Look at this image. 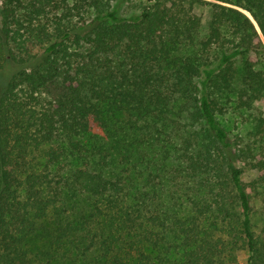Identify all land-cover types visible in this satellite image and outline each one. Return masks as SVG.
<instances>
[{"label": "trees", "instance_id": "1", "mask_svg": "<svg viewBox=\"0 0 264 264\" xmlns=\"http://www.w3.org/2000/svg\"><path fill=\"white\" fill-rule=\"evenodd\" d=\"M263 40L264 0H0V264H264L217 116L264 97ZM176 105L198 126L174 159L193 187L167 200L131 168Z\"/></svg>", "mask_w": 264, "mask_h": 264}, {"label": "rangeland", "instance_id": "2", "mask_svg": "<svg viewBox=\"0 0 264 264\" xmlns=\"http://www.w3.org/2000/svg\"><path fill=\"white\" fill-rule=\"evenodd\" d=\"M132 5L133 3L123 2L120 4L119 10L122 14L126 15L134 10ZM194 11L201 17L202 26L204 27L209 19V5L195 4ZM244 12L250 16L248 12ZM221 102L224 107L223 111L217 115L218 120L228 131L229 137L234 142L236 148L242 149L237 163L243 169V179L248 185L249 193L251 194L254 229L257 234L263 235L264 168L253 167L251 164L258 160H264V126L259 127L258 125L260 118L264 120V97L252 100L249 106H241L238 103L239 101L236 98L235 92H232L225 95ZM168 118L170 120H157V126L152 128L154 132L152 134L149 133V135L147 134L144 141L140 143L142 148H140L139 152L145 153L147 160L140 158V154L137 151V157L135 156L133 161L135 166L131 168L135 179L137 181L141 180L138 184L139 186L145 184L147 178L151 180L149 184L147 182L144 185L143 190L151 194L157 190L158 194H162L167 200L169 198V191L177 189V184H175L176 181L174 180L178 178L183 180L182 191L186 190L190 192L193 187V180L186 181V178L184 179L181 175L180 166L174 169L177 166V161L175 160L174 162V159L176 156L175 150L180 146H185V141L190 140L191 142H195V130L198 128L197 125L186 118L184 113L179 111L178 105L172 107ZM156 135L159 136L158 139L154 138ZM94 142L99 143L102 148L110 152L112 151L110 148L112 143L108 136H101L99 139H95ZM164 148L170 151L166 154L169 157L165 155ZM32 244L40 247L46 243L42 239H36ZM245 260L246 254L241 250L238 252L233 264H246ZM51 264L55 263L52 262Z\"/></svg>", "mask_w": 264, "mask_h": 264}]
</instances>
